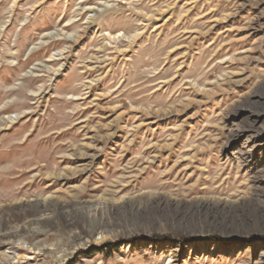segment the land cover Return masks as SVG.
<instances>
[{
	"label": "rangeland",
	"instance_id": "1",
	"mask_svg": "<svg viewBox=\"0 0 264 264\" xmlns=\"http://www.w3.org/2000/svg\"><path fill=\"white\" fill-rule=\"evenodd\" d=\"M0 264H264V0H0Z\"/></svg>",
	"mask_w": 264,
	"mask_h": 264
}]
</instances>
